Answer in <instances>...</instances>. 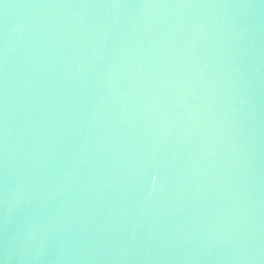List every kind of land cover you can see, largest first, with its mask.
I'll use <instances>...</instances> for the list:
<instances>
[{
	"label": "water",
	"instance_id": "obj_1",
	"mask_svg": "<svg viewBox=\"0 0 264 264\" xmlns=\"http://www.w3.org/2000/svg\"><path fill=\"white\" fill-rule=\"evenodd\" d=\"M0 264H264V0H0Z\"/></svg>",
	"mask_w": 264,
	"mask_h": 264
},
{
	"label": "snow or ice",
	"instance_id": "obj_2",
	"mask_svg": "<svg viewBox=\"0 0 264 264\" xmlns=\"http://www.w3.org/2000/svg\"><path fill=\"white\" fill-rule=\"evenodd\" d=\"M156 6H164V5H156ZM181 6H192V5H181Z\"/></svg>",
	"mask_w": 264,
	"mask_h": 264
}]
</instances>
